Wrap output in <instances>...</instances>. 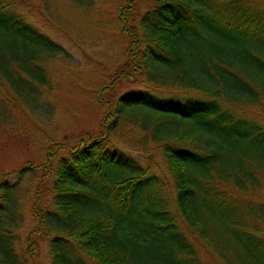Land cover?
Listing matches in <instances>:
<instances>
[{
	"label": "trees",
	"instance_id": "16d2710c",
	"mask_svg": "<svg viewBox=\"0 0 264 264\" xmlns=\"http://www.w3.org/2000/svg\"><path fill=\"white\" fill-rule=\"evenodd\" d=\"M139 2L121 7L117 85L134 88L98 89L118 123L0 170V264H40L44 241L50 264H201L194 239L226 264H264V0ZM33 3L50 8L0 0V134L55 116L47 64L66 50Z\"/></svg>",
	"mask_w": 264,
	"mask_h": 264
},
{
	"label": "rangeland",
	"instance_id": "374dc122",
	"mask_svg": "<svg viewBox=\"0 0 264 264\" xmlns=\"http://www.w3.org/2000/svg\"><path fill=\"white\" fill-rule=\"evenodd\" d=\"M127 2L96 0L94 8L85 12L70 0H50V8L44 14L39 7L34 8L35 3L30 5L31 21L66 50L61 57L47 64L54 79V94L49 99L55 107V116L40 127L36 123L28 124L31 121L28 116L25 120L21 116L20 124L19 121L14 129L9 128V132L0 134V170L12 172L29 163L39 165L45 161L51 141L53 150L55 147L75 146L81 140L105 132L111 122L118 123L119 116L112 115L100 105L98 89L103 85L113 86L123 94L134 88L130 78L121 79V84L117 85L121 76L119 69L128 59V42L121 18V7L125 8ZM145 5L146 0H140V8ZM242 110L248 114L256 112L252 107ZM158 155L157 152L155 158L166 170ZM33 223L35 225L30 215L27 216L26 227ZM194 241L201 264H226L213 251L200 245L196 239ZM41 250L39 263L50 264L46 241L42 242Z\"/></svg>",
	"mask_w": 264,
	"mask_h": 264
}]
</instances>
